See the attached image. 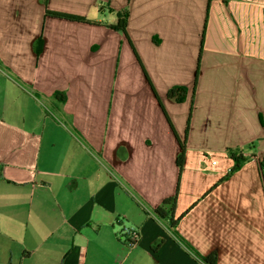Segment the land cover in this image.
<instances>
[{
	"label": "crops",
	"instance_id": "crops-1",
	"mask_svg": "<svg viewBox=\"0 0 264 264\" xmlns=\"http://www.w3.org/2000/svg\"><path fill=\"white\" fill-rule=\"evenodd\" d=\"M262 159L264 0H0V264H264Z\"/></svg>",
	"mask_w": 264,
	"mask_h": 264
},
{
	"label": "trees",
	"instance_id": "trees-1",
	"mask_svg": "<svg viewBox=\"0 0 264 264\" xmlns=\"http://www.w3.org/2000/svg\"><path fill=\"white\" fill-rule=\"evenodd\" d=\"M46 15H51V16H54V17L67 19V20H72V21H78V22H89L83 16L70 14V13H65V12H56V11L47 10L46 11ZM128 17H129L128 12H126L124 14H121L119 22H118V25H117L119 30L122 31L127 37H128V34H127ZM203 36H204V32H203ZM38 42H39L38 43V48H36L37 55L40 54L41 49H42V48H40V46L42 44V40L40 39ZM134 51H135V53H136V55L138 57V60L141 63V60H140V58H139V56H138V54H137L135 49H134ZM200 60L201 59L199 57L198 63H197V67H196V72H195L193 94L195 93L196 88H197V83H198V78H199V73H200ZM146 76L149 79L147 73H146ZM186 91H187V88L184 87V86L173 87L172 89H170L168 91V97H170L172 99H175L177 101H184L185 98H186V94H187ZM154 93H155V96H156L157 100L161 104L160 98L158 97V94H157V92L155 90H154ZM35 94L41 96L37 92H35ZM53 97H55V98L57 97L58 101L61 102V103H63L66 100V96H65L64 93L60 94V93L56 92V93L53 94ZM162 108H163V111H164L168 121L170 122V125H171L173 131L175 132L174 126H173V124H172V122H171V120H170V118H169V116L167 114V111H166V109H165V107L163 105H162ZM193 108H194V102L192 101V105H191V108H190V113H189V117H188V121H187V127H186V131H185L184 140H181L179 138V136L175 132V134H176V136H177V138H178V140L180 142V146H181V151H180V153L178 155V158H177V164H178V168H179V179H180V175H181V172H182V169H183V166H184L186 140H187V135H188L189 129H190V119H191V114H192ZM119 152H121V150H119ZM228 152L231 154V157L234 160V165H233V167L231 169L232 173L235 172L236 170H238L241 167V165L249 159L248 157H245L242 154H238L237 155L235 150H229ZM259 164H260L262 179H263V182H264V159L260 160ZM178 185H179V182H178ZM177 193H178V188H177V192H176V194L174 196L168 197L165 200H163V202L159 206H157L156 209H155L156 216L159 219L167 221L168 224L170 225V227H172V228L176 227L177 222L180 219L179 217L175 218V208H176V203H177ZM204 259L207 262L211 263V264H216V256H214V257L209 256V257H206Z\"/></svg>",
	"mask_w": 264,
	"mask_h": 264
},
{
	"label": "built area",
	"instance_id": "built-area-1",
	"mask_svg": "<svg viewBox=\"0 0 264 264\" xmlns=\"http://www.w3.org/2000/svg\"><path fill=\"white\" fill-rule=\"evenodd\" d=\"M125 233L130 238V245L136 244L140 239V232L135 227L126 228Z\"/></svg>",
	"mask_w": 264,
	"mask_h": 264
}]
</instances>
